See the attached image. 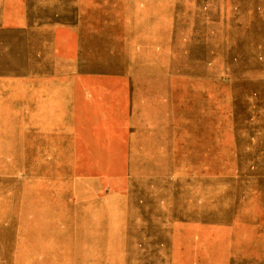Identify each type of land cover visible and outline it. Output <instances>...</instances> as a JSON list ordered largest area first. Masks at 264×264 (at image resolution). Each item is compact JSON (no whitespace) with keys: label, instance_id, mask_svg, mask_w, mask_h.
I'll return each instance as SVG.
<instances>
[{"label":"rangeland","instance_id":"374dc122","mask_svg":"<svg viewBox=\"0 0 264 264\" xmlns=\"http://www.w3.org/2000/svg\"><path fill=\"white\" fill-rule=\"evenodd\" d=\"M0 74V264H264V0H0Z\"/></svg>","mask_w":264,"mask_h":264},{"label":"crops","instance_id":"0c3cea01","mask_svg":"<svg viewBox=\"0 0 264 264\" xmlns=\"http://www.w3.org/2000/svg\"><path fill=\"white\" fill-rule=\"evenodd\" d=\"M32 26H35L38 29L41 25L45 24H30ZM19 84V78L17 77ZM15 86L14 81L10 82V80L5 79V75L0 74V122L2 124L5 122V112L2 111V109H5V107L11 108L13 111L17 110V115L19 116V110L21 108V90L20 86ZM35 93V91H30V93ZM38 96L32 97V102H34V106H37V102H46L47 97L49 96L50 91L48 88L40 87L38 88V91L36 92Z\"/></svg>","mask_w":264,"mask_h":264}]
</instances>
